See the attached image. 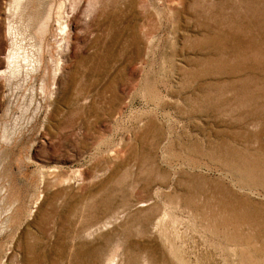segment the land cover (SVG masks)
I'll return each instance as SVG.
<instances>
[{
  "label": "rangeland",
  "instance_id": "obj_1",
  "mask_svg": "<svg viewBox=\"0 0 264 264\" xmlns=\"http://www.w3.org/2000/svg\"><path fill=\"white\" fill-rule=\"evenodd\" d=\"M0 264H264V0H0Z\"/></svg>",
  "mask_w": 264,
  "mask_h": 264
},
{
  "label": "bare ground",
  "instance_id": "obj_2",
  "mask_svg": "<svg viewBox=\"0 0 264 264\" xmlns=\"http://www.w3.org/2000/svg\"><path fill=\"white\" fill-rule=\"evenodd\" d=\"M14 1H16V0H14ZM12 4H13V3H12ZM14 4H17V3H14ZM15 7H16V6H13V8H12V7H11V8H12L13 10H15V9H16ZM17 7H19V6H17ZM35 24H36V23H35ZM8 28H11V26L9 25ZM42 28H43V27H42ZM44 28H45V27H44ZM44 28H43V29H44ZM44 30H45V29H44ZM31 31H32V30H31ZM10 32H12V31H10ZM10 32H9V33H10ZM41 32H42V29H41ZM34 36H35V35H34ZM35 38H36V37H35ZM31 42H32L31 45H32V47H33L34 43H33V41H31ZM35 42H36V41H35ZM34 48L36 49V51H37L38 53L40 52V41L37 40L36 45H35ZM36 51H35V52H36ZM36 56H38V55L36 54ZM39 56H40V55H39ZM35 58H36V61H37V63H38V58H37V57H35ZM36 61L33 60L32 63L35 64ZM40 62H41V61H40ZM32 63H31V64H32Z\"/></svg>",
  "mask_w": 264,
  "mask_h": 264
}]
</instances>
